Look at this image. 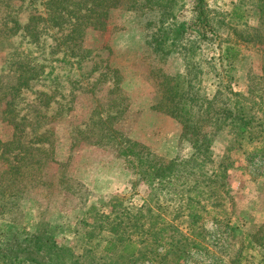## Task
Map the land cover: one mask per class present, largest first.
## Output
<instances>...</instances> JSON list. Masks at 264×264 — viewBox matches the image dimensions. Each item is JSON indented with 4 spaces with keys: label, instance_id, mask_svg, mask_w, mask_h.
<instances>
[{
    "label": "rangeland",
    "instance_id": "obj_1",
    "mask_svg": "<svg viewBox=\"0 0 264 264\" xmlns=\"http://www.w3.org/2000/svg\"><path fill=\"white\" fill-rule=\"evenodd\" d=\"M204 2L211 10V26L216 28L220 37L241 40L242 57L235 63L231 74L233 89L241 93L251 89L258 94L262 88L259 76L264 60V42L257 40L259 33L253 30L259 26L257 12L250 10L246 22L239 24L225 16L237 0ZM190 5L187 0L178 20L194 21ZM155 19L149 14L139 16L125 9L113 10L109 18L110 30L105 34L89 30L85 34L83 46L97 49L90 64L76 69L73 65L53 60V64L45 68L43 77L32 82L31 90L24 91L29 103L34 102L38 92L41 97L45 94L53 97L50 107L41 106V113L29 112L30 108L19 100L16 120L24 116L26 121L23 125L14 128L7 121H2L5 113H2L4 105L0 102L1 141H10L15 134L21 142L37 146L36 134L51 127L53 150L50 158L42 159L40 173L42 178L50 180L51 185L29 184L26 198L19 201L12 213H6L4 219L0 215L2 244L19 241L26 234L44 232L57 246L65 247L72 260L83 264L84 253L88 249L92 250L91 256L95 259L103 255L102 244L111 237L107 227L109 218L106 217H113L114 212L118 213L121 208L131 213H118L123 220V228L118 232L134 238L141 248L138 259L130 264H264L261 262V248H252L243 239L246 232L252 233L258 226L264 227V155L251 153L250 147L227 148L223 139L214 142L215 161L225 162L228 167L224 180L229 190L228 198L223 202L225 213L219 211L217 218L213 219L202 211L201 218L192 225L189 219L170 223L179 227L189 223L200 233L197 236L200 248H188L177 256L164 242H152L154 235L160 232H156L155 227L149 229L150 222L162 223L148 219L147 215H138L135 219L132 208L144 207L142 212L149 208L156 214L162 212L169 221L174 217L175 201L178 202L175 194L172 195V188L154 190L147 182L139 181L136 170L118 156L113 142L101 141L93 145L97 142L96 135L87 132L88 128H95L94 122L99 116L104 118V114H114L117 109L118 113L108 118L106 125L140 142L165 160L190 156L192 148L181 136V125L151 107L159 99L151 68L157 64L168 73H176L183 70L184 64L182 56L175 53L167 56L163 63L154 59L146 44L149 33L146 22ZM196 45V52L202 50L201 43ZM31 55L35 60L45 56L43 51L37 50ZM7 58L8 54L0 50L1 73L7 71ZM198 58L195 60L199 67L201 59ZM94 61L97 65L93 64ZM114 76H117L118 86L124 93L122 100L113 90ZM212 90L213 87L209 91ZM123 107L125 109L121 112ZM43 114L45 118L38 120L34 124L35 131L30 133L25 127L27 121L34 122L36 116ZM17 146L13 143L9 154L17 152ZM35 153L41 158L42 153ZM3 166L4 162L0 161V169ZM63 174L72 181L70 185L73 184L74 194L68 191L69 184L60 183L59 178L64 177ZM116 197L121 199L116 201ZM156 204L161 207L156 209ZM9 218L13 221H8ZM135 222L144 225V233L134 227ZM163 231L164 235H172L173 228ZM19 233L21 235L17 237ZM116 254L117 250L112 259ZM129 263L117 260L104 264Z\"/></svg>",
    "mask_w": 264,
    "mask_h": 264
},
{
    "label": "trees",
    "instance_id": "obj_2",
    "mask_svg": "<svg viewBox=\"0 0 264 264\" xmlns=\"http://www.w3.org/2000/svg\"><path fill=\"white\" fill-rule=\"evenodd\" d=\"M186 1L0 0V50L8 54L7 71L0 72V102L4 105L2 113H5L1 119L14 128L26 121L24 116L16 120L19 100L30 108L29 112L41 113V106L50 107L53 95L41 97L38 92L34 102L29 103L24 91L31 90L32 82L43 77L45 68L52 65L53 60L73 65L76 69L94 60L92 54L97 49L83 46L85 34L89 30L101 34L110 30L109 18L113 10L125 9L139 16L149 14L156 17L146 22L149 26L146 44L154 59L163 63L167 56L175 53L182 56L184 64L183 70L176 73H168L157 64L151 68L159 93L158 101L151 107L181 125V136L192 148L190 156L165 160L140 142L106 125L107 119L118 113L117 109L114 114H104V118L99 116L94 122L95 128H88L87 132L96 135L97 142L93 145L101 141L113 142L118 156L136 170L139 181L147 182L154 190L172 188V195L175 194L178 202L175 201L174 217L169 221L161 211L156 214L149 208L145 212H142L144 207L132 208L135 210L133 218L147 215L148 219L154 222L157 219L162 223L150 222L149 229L155 227L156 232H160L154 235L152 242H164L177 256L188 248H200L197 239L200 233L196 231L197 227L191 225L201 218L202 211L213 219L217 218L219 211L225 213L223 202L228 198L229 190L224 180L228 167L225 162L215 161L214 142L223 139L227 148L250 147L251 153L264 155V60L259 76L262 88L258 94L251 89L247 93L234 90L231 74L235 63L242 57L241 40L220 37L216 28L211 26V10L204 0H189L194 21L178 20ZM250 10L258 14L259 26L253 30L259 33L257 40L264 42V0H237L225 16L241 24L246 22ZM197 42L203 48L196 52ZM36 50L43 51L45 56L35 60L31 54ZM206 51L208 54H205ZM197 56V60L201 59V67L195 60ZM93 64L97 65L95 61ZM117 79L114 76L113 90L121 98L124 93ZM212 87L213 90L209 91ZM124 109L121 108V112ZM44 116H36L34 122L27 121L25 127L29 128L30 133L35 131L34 124L43 120ZM51 134V127L36 134L37 146L28 145L27 141L21 142L15 134L10 141L0 140V161L4 162L0 169V215L3 219L6 213H12L11 210L19 205L20 200L26 198L29 184L51 185L50 180H45L40 174L42 163L51 157L53 151ZM13 143L18 144V151L9 154L13 150ZM35 152L42 153L41 158ZM59 181L69 184L68 191L74 194L69 177L64 175ZM120 199L115 198L116 201ZM114 206H117V202ZM160 207L159 204L155 206L156 209ZM114 213L113 217H106L109 218L107 227L111 237H107L102 244L103 255L95 259L91 256L92 250L88 249L84 253L83 264H104L117 260L134 263L140 256L141 248L137 241L118 232L123 228V220L118 213L126 215L131 213L130 210L120 208L118 213ZM174 220H188L191 225H170ZM133 225L139 230L144 227L139 222ZM167 228H173L172 235L163 234ZM140 233H144V230ZM243 239L252 248H261V262L264 263V227L258 226L255 232H246ZM115 250L116 258L112 259ZM0 264L77 262L71 259L65 247L57 246L50 235L37 232L26 234L19 241H7L6 244L0 241Z\"/></svg>",
    "mask_w": 264,
    "mask_h": 264
}]
</instances>
